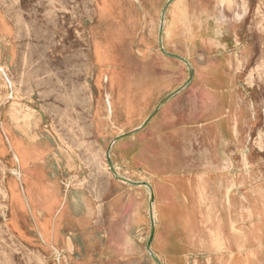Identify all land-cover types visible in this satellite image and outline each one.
Returning <instances> with one entry per match:
<instances>
[{
	"label": "rangeland",
	"instance_id": "rangeland-1",
	"mask_svg": "<svg viewBox=\"0 0 264 264\" xmlns=\"http://www.w3.org/2000/svg\"><path fill=\"white\" fill-rule=\"evenodd\" d=\"M167 1L0 0V264H264V0Z\"/></svg>",
	"mask_w": 264,
	"mask_h": 264
},
{
	"label": "crops",
	"instance_id": "crops-1",
	"mask_svg": "<svg viewBox=\"0 0 264 264\" xmlns=\"http://www.w3.org/2000/svg\"><path fill=\"white\" fill-rule=\"evenodd\" d=\"M166 20H167V15H166V17L164 18L163 27L161 28V22H160V27H159V42H160V45H161V46H164V37H165V24H166ZM154 34H156L155 31H154ZM105 57H106L105 53L102 54V59L105 58ZM6 69L8 70L7 67H6ZM177 90H178V89H176V90H174V91H172V92H170V93H173V92H175V91L177 92ZM109 96H110L109 94H105V96H104L103 99H102V97H100V99L96 101V103L98 102V105L95 104V106H93V102H92L91 110L94 112V119H95V121H96V122H95V125H96V126H99V125L103 122V118L107 115V113H108L109 115H113V113H114V107H113L112 102L109 100V99H110ZM139 99H140V100H139ZM144 99H145V98H144V94L142 95V98H140V97L138 98L137 103H136L137 105H135V106H136L135 109L132 108V107L130 106L129 103L126 104V106H125L126 114H127V115H131V114L134 113V116H136V120H135L134 123H137V111H138L139 107H141V111H142L143 113H145V112L149 111L150 106H151L152 103L154 102V101H151V103H149L148 106H146L145 104H144V105H145V106H144V105L142 104V101H143ZM91 100H92V101L94 100L93 97L91 98ZM139 102H140V103H139ZM164 102H165V101H164V98H163V99L160 100L159 105L163 104ZM139 105H140V106H139ZM142 105H143V106H142ZM96 110H97V113H96V115H95ZM172 111H173V109L170 108V106H169V107H166V108L164 109V118H163L162 121H164V119H165L168 115H170V113H171ZM138 125L141 126L142 124H138ZM142 126H143V125H142ZM139 128H140V127H139ZM0 129L3 130V124H0ZM119 145H120V146H119V150H121V151L124 152V153H126V152L132 150L131 144H129V142H125V141H123V142H121ZM132 152H133V151H132ZM132 152H131V153H132ZM133 158L136 160L135 156H134ZM17 174H18V173H15V176H18ZM123 179H124V178H123ZM123 181H124V182H127L126 179H124ZM14 191H15V190H13V188H12V189H11V188H8V192L6 193V194L12 199V201H13V192H14ZM71 226H72V225H71ZM75 226H78V225H74V226H72V227H75ZM74 233H75V236H76V237L81 236V237L77 238L78 241H76V238H75V239H72V236H69V238H67V239H68L67 241H68V243H69L68 245H70V247L66 248V246H64V245H65L64 242H62V244H61V246H62V249H61V250H65V251H67L66 256H67L68 252H70L71 250H73V247H74V243H75V242H77L79 248H82V247H83V244H84V241L87 240V239H86L85 237H83L81 234H79V233H77V232H74ZM82 238H83V241L79 242Z\"/></svg>",
	"mask_w": 264,
	"mask_h": 264
},
{
	"label": "water",
	"instance_id": "water-1",
	"mask_svg": "<svg viewBox=\"0 0 264 264\" xmlns=\"http://www.w3.org/2000/svg\"><path fill=\"white\" fill-rule=\"evenodd\" d=\"M171 1H172V0H168L167 3H166L165 6H164V9H163V12H162L163 14H162V18H161V28L163 27V23H164V14H165V10H166L167 6L169 5V3H170ZM163 51H164V50H163ZM164 52H165V51H164ZM165 53H166V52H165ZM174 56H175V55H174ZM176 57L179 58V59H181V60H184V58L181 57V56H176ZM182 88H183V87L179 88V89L177 90V92H179ZM177 92L175 91V92H173V93H170L168 96H166V97L164 98V101H166L168 98H170L171 96H173V95L176 94ZM150 118H151V117H150ZM150 118H148V119L144 122L143 126L146 125V124L150 121ZM154 199H155L154 192L151 191L150 208H152V204H153ZM150 215H151V217H152V236H151V238H150V240H149V243H148V247H149V248H150V244H151V241H152L153 234H154V232H155V224H154V219H153V213H152V211L150 212Z\"/></svg>",
	"mask_w": 264,
	"mask_h": 264
},
{
	"label": "bare ground",
	"instance_id": "bare-ground-1",
	"mask_svg": "<svg viewBox=\"0 0 264 264\" xmlns=\"http://www.w3.org/2000/svg\"><path fill=\"white\" fill-rule=\"evenodd\" d=\"M166 4V3H165ZM164 9V8H163ZM167 9V8H166ZM166 11L167 10H165V14H164V16L166 17V15H167V13H166ZM163 12V11H162ZM163 14V13H162ZM1 66V65H0ZM4 69L5 70H7L6 69V67H4ZM25 89H26V87H25ZM104 171V170H103ZM152 190V189H151ZM150 201V200H149ZM149 207H150V203H149ZM152 211V213H153V217H154V219H155V206H154V203L152 204V208H150V212ZM72 226H74V225H78V224H75V223H70ZM79 237H81V236H78V237H76V236H74V237H72V239H75L76 238V241H78L77 240V238H79ZM84 237V236H83ZM67 238H69V236L68 237H66V236H64V240H63V242L65 243V245L64 246H66V248H68V247H70V245H68L69 243H68V239ZM81 241H83V238L79 241V242H81ZM125 243L126 244H128V242H127V240H125ZM130 247H131V245H133L136 249H139L140 250V247L139 246H137V245H135L134 244V242L133 243H130L129 242V244H128ZM62 247V246H61ZM58 249V248H57ZM58 251V250H57ZM64 252L65 250H60L59 252H57L58 254L59 253H61V252ZM67 253V251H65V254Z\"/></svg>",
	"mask_w": 264,
	"mask_h": 264
}]
</instances>
